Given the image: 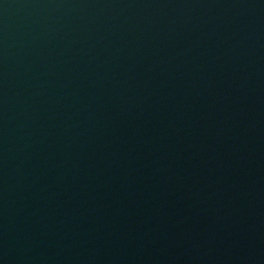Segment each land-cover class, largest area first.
Listing matches in <instances>:
<instances>
[{
	"label": "water",
	"instance_id": "water-1",
	"mask_svg": "<svg viewBox=\"0 0 264 264\" xmlns=\"http://www.w3.org/2000/svg\"><path fill=\"white\" fill-rule=\"evenodd\" d=\"M0 264H264V0H0Z\"/></svg>",
	"mask_w": 264,
	"mask_h": 264
}]
</instances>
